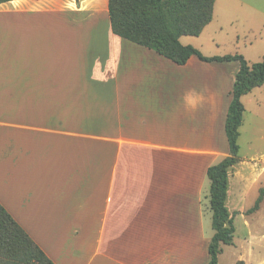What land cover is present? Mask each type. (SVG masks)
<instances>
[{
    "label": "crops",
    "instance_id": "0c3cea01",
    "mask_svg": "<svg viewBox=\"0 0 264 264\" xmlns=\"http://www.w3.org/2000/svg\"><path fill=\"white\" fill-rule=\"evenodd\" d=\"M109 3H0V203L55 264H209L240 63L178 65L116 35ZM262 175L233 167L230 212Z\"/></svg>",
    "mask_w": 264,
    "mask_h": 264
},
{
    "label": "trees",
    "instance_id": "16d2710c",
    "mask_svg": "<svg viewBox=\"0 0 264 264\" xmlns=\"http://www.w3.org/2000/svg\"><path fill=\"white\" fill-rule=\"evenodd\" d=\"M12 0H0V3ZM216 0H110L109 15L119 37L150 48L178 65L193 56L204 62L240 63L233 99L226 121L230 156L208 169L214 235L209 244V264H219L225 245H232L235 215L227 207L230 171L239 163L245 106L242 97L264 85V57L250 64L242 55L206 57L193 46H184L182 36H200L214 17ZM264 199L260 190L254 210ZM0 264H55L0 203Z\"/></svg>",
    "mask_w": 264,
    "mask_h": 264
},
{
    "label": "rangeland",
    "instance_id": "374dc122",
    "mask_svg": "<svg viewBox=\"0 0 264 264\" xmlns=\"http://www.w3.org/2000/svg\"><path fill=\"white\" fill-rule=\"evenodd\" d=\"M182 39L183 45L193 46L208 56L238 54L251 64L261 62L264 57V0H218L214 20L208 28L200 36ZM244 103L246 113L239 139V163L256 160L264 165V87L256 89ZM263 187L264 175L247 193L243 206L231 207L236 232L233 244L223 246L219 264L264 263V199L258 210H252ZM202 205L204 233L212 236L210 196L203 197Z\"/></svg>",
    "mask_w": 264,
    "mask_h": 264
}]
</instances>
